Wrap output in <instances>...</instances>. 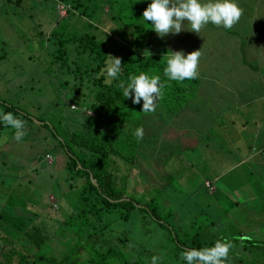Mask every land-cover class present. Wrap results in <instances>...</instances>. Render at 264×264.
Here are the masks:
<instances>
[{
    "label": "rangeland",
    "instance_id": "374dc122",
    "mask_svg": "<svg viewBox=\"0 0 264 264\" xmlns=\"http://www.w3.org/2000/svg\"><path fill=\"white\" fill-rule=\"evenodd\" d=\"M82 2L85 7L80 8L90 13V17L81 15L59 0H20L19 3L16 0H0V113L4 108L2 102H6L25 110L31 118L24 120L26 135L19 142L13 138L14 129H0V211L4 212L0 216V244L3 246L0 249L16 255L13 258H9L8 253L0 255V264H18L19 252L28 254L29 260L25 264H32L35 248L31 241L22 238L24 233L21 227L13 224L18 215L27 218L32 214V208L49 215L52 208L57 212L60 202L69 208L67 201L74 194L73 191L67 192L69 188L65 182L67 153L59 139L52 136L50 127L39 122L44 120L56 125L59 120L60 125H65L67 116L73 113L72 109L94 115L86 108L93 99L88 95L89 85L79 84L78 94L74 93L78 80L51 62L56 46L54 40L48 38L50 32L58 29L71 33H95L106 42L109 52L115 53L123 46L128 22H142L143 12L151 0ZM259 3L262 4L260 10L264 12V1L260 0ZM259 20L258 26L264 29L262 20ZM252 25L254 22L249 23L242 12L235 24L236 33L225 28L218 33L223 32L225 37H230L232 33L238 38L240 35L245 44L250 45L249 40L255 36ZM213 59L218 67L222 65L221 62L229 64L228 60H221L218 55ZM64 80H67V84ZM133 115L137 117L140 113ZM141 117L145 131L141 146L144 149H140L139 157L132 165L128 190L142 203L155 197L163 220L170 223L179 239L186 236L190 243L193 234L197 233L195 240L200 241L202 248L213 247L217 240L231 242L233 247L226 263L238 264L240 245L246 243L242 241L241 233L248 229L247 221L252 223L256 218L253 215L255 211L252 214L249 205H258L259 199H252V192L245 191L252 200L247 199L250 201L245 202L243 210H238L235 202L236 199L240 204L243 202L240 196L243 186L237 183L231 185V190H220L221 198L218 200L209 195L211 183L205 180L213 181V177L210 174V160L204 156L207 150L181 151L170 143H162L157 127L167 122L163 123L160 118L156 120L154 112L141 113ZM154 121L156 128H151L150 124ZM166 121L169 123L170 120ZM166 128L164 126L163 131ZM212 128L213 122L209 130L212 131ZM124 170L121 165V171ZM213 185L219 188V183L213 182ZM237 186H242L240 191L235 190ZM225 209L232 214H224ZM167 212L171 215L165 216ZM62 213L68 215L70 210L62 209ZM148 216L136 210L128 221H112L109 229L96 237L95 246L102 250L112 246L119 254L116 261L124 258V264H151L153 256L160 257L157 264H187L181 259L182 250L170 238L167 229L155 225ZM255 223L260 226L258 220ZM248 232L253 234L252 231ZM55 239L47 241L43 250L48 256L61 257L67 247L58 253ZM91 243H94L93 240ZM81 252L85 255L84 251ZM258 254L259 260L264 261V254L260 251Z\"/></svg>",
    "mask_w": 264,
    "mask_h": 264
},
{
    "label": "trees",
    "instance_id": "16d2710c",
    "mask_svg": "<svg viewBox=\"0 0 264 264\" xmlns=\"http://www.w3.org/2000/svg\"><path fill=\"white\" fill-rule=\"evenodd\" d=\"M59 1L69 4L68 6L81 15L90 17V13L80 8L84 6L82 0ZM136 17L138 18L137 14ZM133 23L134 21L128 22L129 25ZM141 24L144 29L145 26L151 27L150 21ZM48 38L53 39L56 46L51 62L58 64L61 71L72 74L79 82L75 85L74 93L78 94L79 84L89 85L88 95L93 99L86 108L93 111L94 115H86L82 110L72 109L73 113L67 116L65 125H60L59 120L58 124L53 125L38 119L42 121L39 122L41 125L50 127L52 136L59 139L67 153L65 182L69 188L67 192L73 191L74 194L67 201L69 208L58 202L57 212L52 208L49 215H43L32 208V214L27 215V218L18 215L16 221H13L14 225L21 227L24 233L22 238L31 241L32 247L35 248L32 264H124V258H121L120 262L116 261L119 254L112 246L105 250L99 249L95 246V239L109 229L112 221H128L136 210L149 215L155 225L167 229L170 238L182 251L190 248L201 249L200 241L195 240L197 233L193 234L190 243L187 242L186 236L179 239L170 223L163 220L155 197H150L142 203L139 197L137 199L128 190L132 165L139 157L142 147V141L137 140L133 133L144 124L141 117L143 101L139 105L134 104L132 99L123 96L122 89L118 86L121 81H127L129 75H138L141 72L149 76L160 75L161 83L164 84L163 98L157 102L156 109L163 108L172 114L183 104L186 92L198 78L182 82L169 80L163 74L167 54L142 52L141 44L132 47L124 42L118 51L110 53L106 42L91 32L71 33L68 30L53 29ZM108 55L122 59L121 73L115 79L101 75L106 67ZM64 82L67 84V80ZM2 103L4 108L1 113L11 112L23 121L31 119L25 110L15 108L12 103ZM133 113L140 115L135 117ZM155 122L149 127L154 128ZM4 127L0 121V129ZM121 165L124 166V171H121ZM93 180L96 184H93ZM259 187L264 194V186ZM61 208L70 210V213L64 215ZM3 213L0 211V216ZM164 214L171 215L170 212ZM51 238H56L55 250L58 253L67 247L61 257L48 256L44 252L45 243L50 242ZM92 240L94 243H91ZM242 241L246 243L240 246L238 264H264V261L259 260L258 254L259 251L264 254V245L249 239V236L242 237ZM81 251H84L85 255ZM7 253L8 251L0 249V255L5 256ZM9 253V258L16 256L12 251ZM19 254L21 256L18 264H25L24 262L29 260L28 254Z\"/></svg>",
    "mask_w": 264,
    "mask_h": 264
},
{
    "label": "crops",
    "instance_id": "0c3cea01",
    "mask_svg": "<svg viewBox=\"0 0 264 264\" xmlns=\"http://www.w3.org/2000/svg\"><path fill=\"white\" fill-rule=\"evenodd\" d=\"M259 1L234 0L248 22H254L251 28L255 36L249 40L250 45L245 44L240 35L238 38L232 33L225 37L223 32L218 33L223 26L211 22L202 27L200 34L190 31V25L185 22L180 34L161 38L151 27L143 28L141 23L144 20L126 26L123 42L132 47L141 44L142 52L168 54L169 51H182L186 56L202 50L198 80L186 92L180 108L172 114L163 108L154 112L156 120L160 118L163 123L167 122L164 131V126L157 127L160 142L170 143L181 151L207 150L204 156L210 160L213 181L206 178L205 181L211 183L209 195L217 200L221 198L220 190H231L234 183L242 185L235 189L240 191L242 187L240 196L243 202L240 204L237 199L235 202L237 209L242 211L245 202L250 201L247 199H251V195L244 192H252V199H259L258 205H249L256 218L252 223L247 221L248 229L241 234L264 245V194L259 187L264 186V29L258 26L259 19L264 25V12L260 10L262 4ZM144 6L141 7L143 10ZM231 30L236 33L235 25ZM110 35L115 38L113 33ZM215 55L228 60L229 64L221 62L218 67L213 61ZM166 119L170 120L169 123ZM211 122L212 131L209 130ZM213 182L219 183V188ZM224 214L232 213L225 209ZM257 220L260 226L255 223Z\"/></svg>",
    "mask_w": 264,
    "mask_h": 264
},
{
    "label": "clouds",
    "instance_id": "9594fccd",
    "mask_svg": "<svg viewBox=\"0 0 264 264\" xmlns=\"http://www.w3.org/2000/svg\"><path fill=\"white\" fill-rule=\"evenodd\" d=\"M242 12L234 0H151L143 12V20L150 21L153 31L163 38L169 34H180L185 22L190 25V31L197 34L210 22L230 30L240 20ZM201 55L202 50L186 56L182 51H169L166 55V67L163 69L164 76L178 82L196 79ZM107 57L106 67L101 75L115 79L121 73L122 59L111 55ZM118 86L122 89L123 96L132 99L134 104L139 105L143 101L142 113L145 114L155 112L157 102L163 98L164 84L161 83L160 75L149 76L144 72L129 75L128 80L121 81ZM0 121L5 127L15 130L13 138L17 142L26 135L25 121L16 118L13 113H0ZM133 135L137 140H142L145 135L143 127L137 128ZM232 247V243L227 240H217L213 247L183 250L181 259L187 264H225ZM159 259L160 257L153 256L151 264H157Z\"/></svg>",
    "mask_w": 264,
    "mask_h": 264
},
{
    "label": "water",
    "instance_id": "95a60500",
    "mask_svg": "<svg viewBox=\"0 0 264 264\" xmlns=\"http://www.w3.org/2000/svg\"><path fill=\"white\" fill-rule=\"evenodd\" d=\"M92 182H93V184H96V182L94 180Z\"/></svg>",
    "mask_w": 264,
    "mask_h": 264
},
{
    "label": "built area",
    "instance_id": "2783aa9c",
    "mask_svg": "<svg viewBox=\"0 0 264 264\" xmlns=\"http://www.w3.org/2000/svg\"><path fill=\"white\" fill-rule=\"evenodd\" d=\"M63 5H61V7H62Z\"/></svg>",
    "mask_w": 264,
    "mask_h": 264
}]
</instances>
